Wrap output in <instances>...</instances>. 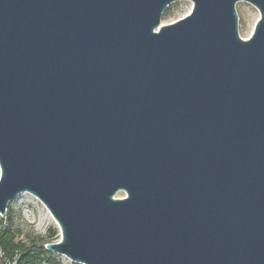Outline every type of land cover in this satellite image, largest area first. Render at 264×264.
Listing matches in <instances>:
<instances>
[{
  "label": "water",
  "instance_id": "water-1",
  "mask_svg": "<svg viewBox=\"0 0 264 264\" xmlns=\"http://www.w3.org/2000/svg\"><path fill=\"white\" fill-rule=\"evenodd\" d=\"M175 1L0 0V214L37 197L47 250L264 264V0Z\"/></svg>",
  "mask_w": 264,
  "mask_h": 264
},
{
  "label": "rangeland",
  "instance_id": "rangeland-1",
  "mask_svg": "<svg viewBox=\"0 0 264 264\" xmlns=\"http://www.w3.org/2000/svg\"><path fill=\"white\" fill-rule=\"evenodd\" d=\"M192 8L189 0H178L170 3L163 11L160 25L172 23L186 16ZM238 16V33L243 39L250 37L254 25L259 18V12L251 4L239 1L235 5ZM20 194V195H19ZM17 194L7 205L5 214H0V233L9 231L16 243L24 245L37 254V264H83L71 260L62 253L49 251L47 243L58 242L61 233L58 225L50 217L47 208L31 193L24 191ZM126 193L116 192L115 198H122ZM0 264H15L5 262L0 250Z\"/></svg>",
  "mask_w": 264,
  "mask_h": 264
},
{
  "label": "trees",
  "instance_id": "trees-1",
  "mask_svg": "<svg viewBox=\"0 0 264 264\" xmlns=\"http://www.w3.org/2000/svg\"><path fill=\"white\" fill-rule=\"evenodd\" d=\"M0 250L5 262L15 264H37V254L24 245L16 243L14 236L9 231L0 233ZM50 264H55L50 262Z\"/></svg>",
  "mask_w": 264,
  "mask_h": 264
},
{
  "label": "bare ground",
  "instance_id": "bare-ground-1",
  "mask_svg": "<svg viewBox=\"0 0 264 264\" xmlns=\"http://www.w3.org/2000/svg\"><path fill=\"white\" fill-rule=\"evenodd\" d=\"M20 195V194H19ZM37 198V197H36ZM40 201V200H39ZM50 217L54 220V218L52 217V215H50ZM54 222H56L55 220H54Z\"/></svg>",
  "mask_w": 264,
  "mask_h": 264
}]
</instances>
